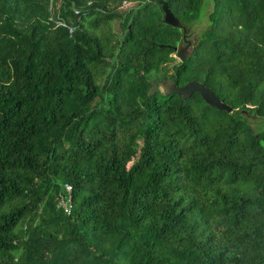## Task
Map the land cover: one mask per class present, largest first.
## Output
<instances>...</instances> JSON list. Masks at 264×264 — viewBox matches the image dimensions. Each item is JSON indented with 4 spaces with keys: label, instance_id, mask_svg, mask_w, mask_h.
Instances as JSON below:
<instances>
[{
    "label": "trees",
    "instance_id": "obj_1",
    "mask_svg": "<svg viewBox=\"0 0 264 264\" xmlns=\"http://www.w3.org/2000/svg\"><path fill=\"white\" fill-rule=\"evenodd\" d=\"M164 1L0 0V264H264V0Z\"/></svg>",
    "mask_w": 264,
    "mask_h": 264
},
{
    "label": "water",
    "instance_id": "obj_2",
    "mask_svg": "<svg viewBox=\"0 0 264 264\" xmlns=\"http://www.w3.org/2000/svg\"><path fill=\"white\" fill-rule=\"evenodd\" d=\"M158 2L161 4V10L164 14V23L169 26L182 29V43L176 47L175 50L177 60L185 62L192 54V50H189L190 42L186 40V29L182 26L180 20L177 19L170 11L166 1L158 0ZM158 89H161L164 95L177 94L184 98L189 97L194 92H197L199 93L200 98L207 105L214 107L215 109L231 111V107L223 103L218 96L197 81H190L185 85H178L174 79H165L160 82L153 81L147 90V94L151 95Z\"/></svg>",
    "mask_w": 264,
    "mask_h": 264
},
{
    "label": "rangeland",
    "instance_id": "obj_3",
    "mask_svg": "<svg viewBox=\"0 0 264 264\" xmlns=\"http://www.w3.org/2000/svg\"><path fill=\"white\" fill-rule=\"evenodd\" d=\"M132 2H127V4H126V6H125V4H124V6H123V9H128V8H131V6H132V4H131ZM211 10V6H206L205 8H204V11H203V15H205V14H207L209 11ZM203 22H205L204 20L201 22V24L203 25L204 23ZM201 24H199V25H197V27H195L192 31H190V33H191V46L189 47V50L192 48V46H193V44L195 43V40H196V35H197V32L200 30V28H199V26L201 27L202 25ZM116 26H117V28H118V26H119V21H117V23H116ZM189 33V32H188ZM175 58H176V55H175ZM177 59V58H176Z\"/></svg>",
    "mask_w": 264,
    "mask_h": 264
},
{
    "label": "built area",
    "instance_id": "obj_4",
    "mask_svg": "<svg viewBox=\"0 0 264 264\" xmlns=\"http://www.w3.org/2000/svg\"><path fill=\"white\" fill-rule=\"evenodd\" d=\"M124 4H125V6H126L127 2L125 1ZM65 189H66L67 191H69V190L71 189V186H70L69 184H65ZM60 205H61V206L67 211V212H69V210H70V200H69V199H67L66 201L61 200Z\"/></svg>",
    "mask_w": 264,
    "mask_h": 264
},
{
    "label": "flooded vegetation",
    "instance_id": "obj_5",
    "mask_svg": "<svg viewBox=\"0 0 264 264\" xmlns=\"http://www.w3.org/2000/svg\"><path fill=\"white\" fill-rule=\"evenodd\" d=\"M191 33L189 32V33H187V30H186V40H188L189 42H190V46H191ZM180 45V44H179Z\"/></svg>",
    "mask_w": 264,
    "mask_h": 264
}]
</instances>
